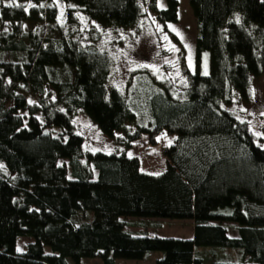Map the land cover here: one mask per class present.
Masks as SVG:
<instances>
[{"label":"trees","instance_id":"obj_1","mask_svg":"<svg viewBox=\"0 0 264 264\" xmlns=\"http://www.w3.org/2000/svg\"><path fill=\"white\" fill-rule=\"evenodd\" d=\"M157 3L150 6L160 23L179 21V0ZM189 3L195 72L181 93L150 70L132 72L156 84L151 118L137 123L131 85L126 93L109 85L112 58L99 42L101 29L138 25V0H0V264H116L153 251L165 254L156 264H203L199 247L243 250L241 262L214 264H264V144L228 108L237 93L250 101L252 79L264 75V0ZM81 16L98 28L85 32ZM78 112L118 148L86 149ZM144 135L151 144L176 136L159 175L128 154ZM153 218L191 219L194 237L128 229H147L143 219ZM19 237L33 241L18 251Z\"/></svg>","mask_w":264,"mask_h":264},{"label":"rangeland","instance_id":"obj_2","mask_svg":"<svg viewBox=\"0 0 264 264\" xmlns=\"http://www.w3.org/2000/svg\"><path fill=\"white\" fill-rule=\"evenodd\" d=\"M144 11L138 25L133 28H111L101 31L99 46L107 51L112 58V71L109 85L121 88L126 93L128 87V97L133 110L137 115V123L151 118L148 105V94L153 80H149L134 71L150 70L157 80L164 82L173 88L172 90L181 93L188 85L189 73L196 69V37L197 22L193 15L189 0H179V21L167 26L160 23L156 14L152 11V0H138ZM61 7V3H59ZM158 8H165L166 0H158ZM163 5V6H161ZM63 6V5H62ZM64 12V7L61 9ZM81 29L87 32L97 25L91 24L87 18L81 16ZM174 26L177 31H173ZM44 24L40 25V32H48V27L44 29ZM32 25L27 24L26 29ZM88 35V34H87ZM89 41L90 38L87 36ZM167 37V39H165ZM142 65H147L144 67ZM210 66L209 53L204 55L202 71L208 72ZM142 71H139L140 73ZM254 80V81H253ZM147 85V87H146ZM250 101L239 97L234 106H228L230 110L235 109L236 116L248 120L257 137L264 144V75L254 77L251 83ZM157 91V88L155 89ZM147 122V121H146ZM77 130L85 138L86 149L90 151L116 150L117 140L106 136L98 125L90 120L82 112H78L74 118ZM175 135L161 136L156 144H151L149 137L144 135L139 141L133 143L129 156H136L140 159L142 170L148 174L159 175L167 167V160L164 156V149L175 142ZM64 161V160H63ZM61 161V162H63ZM130 222L139 219L129 218ZM149 224V228L144 229L138 226H131L128 229L146 232L149 236L173 237L191 239L194 237V221L191 219H170L153 218L143 219ZM148 231V232H147ZM231 237H237L238 233L234 228L228 229ZM33 241L31 237H19L17 239V250L22 251ZM197 253L202 257L203 264H214L215 262H241L244 260V253L239 248L227 247H199ZM164 252L153 251L147 254L144 259L130 260L117 259L116 264H156L164 257ZM69 264H76L69 259ZM79 264H103L100 258H84Z\"/></svg>","mask_w":264,"mask_h":264},{"label":"snow or ice","instance_id":"obj_3","mask_svg":"<svg viewBox=\"0 0 264 264\" xmlns=\"http://www.w3.org/2000/svg\"><path fill=\"white\" fill-rule=\"evenodd\" d=\"M14 6H15V5H14ZM161 6H163V5H161ZM30 7H34V5H30ZM41 7H43V5H41ZM236 22H237V23L240 22L239 17H237ZM169 27H172L173 31H177V34L179 35L178 30H176L174 26H171V25H170ZM165 39H167V37H165ZM142 66L147 67V65H142ZM205 74H207V73H205ZM157 139H159V138H157ZM157 175H158V174H157Z\"/></svg>","mask_w":264,"mask_h":264}]
</instances>
